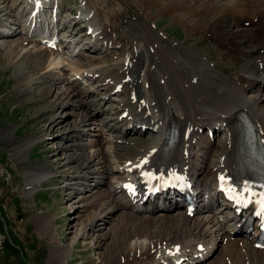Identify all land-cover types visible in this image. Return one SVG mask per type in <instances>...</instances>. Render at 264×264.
<instances>
[{
	"label": "bare ground",
	"instance_id": "6f19581e",
	"mask_svg": "<svg viewBox=\"0 0 264 264\" xmlns=\"http://www.w3.org/2000/svg\"><path fill=\"white\" fill-rule=\"evenodd\" d=\"M5 1L0 0V4L3 5L0 11L12 16L11 11H13L14 2L11 1L12 5L8 4L7 11ZM91 1L93 0H84L82 10L88 16L92 13L89 18L93 24L94 19L99 16L98 22L101 27L95 39L87 42L86 48L98 51L104 43H110L111 39H115L114 42L112 41L113 44L119 42L117 41L118 37L113 35H115L114 32L119 26V20H116L117 15L119 13L121 15L122 11L109 14V20L113 18L115 20H107V22L104 21V14L102 13H105V10L100 7H93L92 4L94 3H91ZM149 1L142 0L141 6L144 9L152 6L158 7L157 11L153 12L154 16L151 17L153 21L160 17L158 15L162 12L173 13L174 21L181 24L185 21L189 22L194 15V23L185 24L188 32L187 36L199 34L201 37H205L209 35L210 40L220 42L218 44L219 49L216 51L217 54L223 57L228 56L227 58H230L228 64L235 66V69L230 74H219L215 68L210 67L209 63L211 61L207 62L208 59L206 60V57H203L204 54L198 53L191 46L186 48L183 45L182 47L177 44L174 45L172 40L164 39L161 35L163 33L155 30L153 24L147 20L128 19L122 23L123 38L127 44L123 48L125 56L120 59L121 61L115 58L116 62L111 63L109 66H99L101 67L100 72L105 76L101 80L108 79L101 84L107 86L111 82L112 90L116 85H119L114 93L123 95L124 98V100L117 102L118 106L113 107V109H117L115 113L118 114L114 118L115 124L107 126L110 127V130L117 131L119 122H123L125 125L131 124V128L128 127V130H126V135L147 134V138L136 141L133 139L132 145H125L123 144V134L121 136L116 135L117 140H120L121 143H117L116 148L113 147L114 149L111 151L109 149L106 151L104 147H101L100 141L102 140H91L93 142L90 144L92 148L96 147L92 155L87 156L81 152L66 156L69 158L66 165L70 164V160L76 163L79 161L75 166L80 169L83 168L85 163V167L100 163L104 164L103 159H107L108 152L115 153L113 159L114 163L116 161L115 166L110 167L105 164L101 170L95 168L89 173L82 170L84 174L75 175L76 171L73 170L72 172L74 178L81 179L84 184L91 185V188H86L84 192L69 195V200L72 203H81L73 212V219L77 221V226L80 225V228H78L79 237L83 239L89 237L93 241L95 249H101L97 253L98 256L91 259L92 264H154L159 257L164 256L168 249H182L181 255H184L190 250H197L196 246L199 242L203 243L205 249H211L210 254L212 255L204 264H264V249H256L251 243L240 239H228L230 235L228 226L222 225L214 217L213 210L207 213L201 212L191 217L186 215L184 210L173 209L170 206L172 199H165L155 204L158 212L140 213L128 209L130 206L121 204L120 199L117 198L115 191L117 178L121 177V166H125L128 160L149 158L151 163L156 161L159 154L155 153L150 157L151 150L153 147L159 149L163 146L161 142L164 139V132L170 124L178 129V141L174 148L168 147L167 150H164L160 163L179 164L182 169H188L195 180L210 174L213 169H220L222 156H224L223 161L225 164L230 165L234 149L238 146V129L242 126L240 118L242 114L250 117L258 125L264 138V1L151 0V3ZM256 5L260 6L255 8L257 11L254 12ZM246 11L248 12L246 13ZM59 13L64 17L62 12ZM229 13H231V17L227 20L230 16ZM235 14L239 17L232 19ZM249 15L252 19L253 16H258V22H252L249 25L250 28H246L244 23L248 20ZM14 16L16 22L13 24H17L18 31L17 28L13 32L4 30L0 32V35L4 37L16 36L17 34L24 35L23 38L15 40L12 45H6L9 46V49L6 50L9 55V65L16 64V68H21L24 72L22 74H25L24 77H26L18 76L17 88L25 85L21 88L26 89L30 84L43 82L48 85L45 89V97H48L52 94V88L55 86L54 82L51 83L50 81L52 73L47 71L43 74L42 72L40 77L33 78L32 75L30 79L27 76L33 73L31 72L32 69L37 70L48 51L55 56V61L52 64L51 61L49 64L50 66L56 65L55 68H62L60 65L65 62L66 58L37 45L39 46L35 53L37 58L35 61L33 60L34 63L28 61L29 54L33 56L34 53L31 52L33 49L27 47V44L31 42L27 39L31 36L28 34V27L24 24V13L22 10H17ZM68 19L73 20V25L67 21ZM66 22L69 24L67 25ZM78 22L74 17H67L60 21L59 25H61L63 31H66L67 27L70 30V32L68 31L70 34L66 35L67 39L69 37L74 38L79 33L83 36L81 28H78V25L75 26ZM258 31L261 32L256 34ZM248 32L254 34L244 38ZM220 34H223L225 38L221 39ZM25 40H27L26 44L23 43ZM52 54L51 58H53ZM106 57L108 58V56ZM22 59L23 61L27 60L26 63L29 62V65L24 66ZM91 59V65L101 62L98 57L93 56ZM126 61L127 63H125ZM72 68L76 73L80 70V66H73ZM115 69L116 72L112 73ZM68 90V92L62 93L64 99L60 104H57V107L66 109L67 106L76 101H74L76 96L82 94L81 96L85 100L82 99L80 100L81 103L77 104L81 107L87 105L89 108L84 110L79 122H72L74 126L71 127L72 130L68 133V139L80 138L82 134L83 136L86 134L84 126L87 122L94 120V117L101 112L96 115L91 113L90 106H102L103 100L88 99V97L94 95V92L81 87L79 90L75 82L73 87ZM250 91H254V95L251 97L246 95ZM29 93L31 92L29 91ZM28 94L24 92L23 96ZM58 95H60L58 96L59 99L61 94ZM132 95H134V99H132ZM108 98L111 99L110 95ZM98 109V107H95V112ZM123 113H126L125 117H122ZM66 115L76 116L77 113H66ZM66 119L64 116L57 120L55 124L50 125L49 132L61 131L63 128L61 123ZM224 124L226 129L215 143L202 136L199 131L206 125L218 127ZM142 127L145 129L142 130ZM229 130L231 131L230 141ZM12 133L13 129H8L1 133L0 138L11 137ZM100 135L102 136L103 133ZM27 139L28 141H26ZM32 142L33 139L29 140L26 137L21 141L20 146L17 145V141L11 144L14 148L13 152L20 157V160H25ZM86 145L80 141L69 146H63L61 151L76 146L83 149ZM124 150L128 153H124ZM81 160H84V162ZM30 166L32 169H26L23 174L26 177V185L29 186L24 192L31 195L36 191L35 186L46 180L49 173L45 172L42 167L37 169V165L34 163H31ZM75 166H70L68 169L72 170ZM99 178H102V180L99 181ZM92 180H95L93 185ZM64 189H75V186L68 184ZM87 192L90 193L87 194ZM96 207L97 210L89 213L88 210ZM177 207L179 208L178 205ZM87 211L89 214L87 213L88 215L85 218L83 214ZM102 212L104 213L102 214ZM223 212L226 216L229 215L227 206L223 207ZM109 225L110 227H108ZM46 226H50L49 219L43 227L46 228ZM46 233H48L47 230ZM135 235L143 237L145 240L141 239L134 242L131 238ZM59 242L54 243L50 251L49 262L51 264L66 263L77 240L72 244L63 243L62 239Z\"/></svg>",
	"mask_w": 264,
	"mask_h": 264
},
{
	"label": "rangeland",
	"instance_id": "374dc122",
	"mask_svg": "<svg viewBox=\"0 0 264 264\" xmlns=\"http://www.w3.org/2000/svg\"><path fill=\"white\" fill-rule=\"evenodd\" d=\"M11 1L14 0L5 1L7 5L6 6L7 11L9 6L8 4L12 3ZM63 1L65 5L68 7L70 6L73 7L75 6V4L77 7V0H63ZM110 1L111 4L108 3ZM117 1L118 0H104V1L93 0L91 1V3H94L93 5L95 6V8L99 7L98 6L99 4L100 6L106 5L105 7L106 9L101 7L100 8L104 9L107 15L115 14L117 12H121L120 10H122L123 14L120 18L121 21H124L125 19L138 20L139 18H135L136 16L141 17L143 19L146 18V20H148L149 19L148 16H150V18L153 17L154 16L153 12H156L158 9V7L152 6L148 9H145L146 11L143 9L145 12H142V7L140 6L142 5L141 3L142 0H122L123 5L118 3ZM149 2L151 3V0ZM17 3L18 0L16 4ZM16 4L14 6H16ZM2 6L3 5L0 4V10L3 8ZM127 8L129 9L130 17L126 16L125 14ZM16 9H18V7ZM11 12L13 14V11ZM102 13L104 14V12ZM212 14H210V16H212ZM229 15L230 16H228L227 20H229V18L231 17V13H229ZM8 16L9 14L6 15L4 14V11H0V29L3 28L7 29L4 24L5 23L9 24L10 20H14L13 15H12L13 17L12 16L8 17ZM119 16L120 13L117 15L118 18L116 20H119ZM158 16L160 17H157L156 19L157 22L156 30L157 29L163 30L167 34V37L171 40L174 39L173 41H176V43H178V41L180 40H183V45H184L186 43L185 39L189 38L188 36L186 38V35L188 33L185 27L187 25L186 23L188 24L194 23L195 16L193 15L190 18L189 22L185 21L182 24L173 21L174 20L173 13L162 12ZM70 17L75 18V16H70ZM70 20L68 19L67 21L71 23V25H73L72 22L73 20L71 21ZM107 20L110 21L115 19L113 18L109 20L108 17ZM120 20H119V26L122 28L121 25L123 22L121 23ZM69 23H67V25ZM79 25L80 24L78 22L75 26L79 28ZM68 31L70 32V30H68L67 27L66 32L70 34ZM260 32L258 31V33L256 34H259ZM122 33H123L122 35H124L123 28H122ZM251 34L254 33L252 32L246 33L244 38H247ZM19 35H21V37L22 36L24 37V35L22 34ZM77 35L78 34H76L75 37H77ZM84 35H85L84 33L83 36L79 33L78 37L84 38ZM16 36L15 37L10 36L11 38H9L8 40H3L2 38L0 39V48H3L0 49V135L2 132L8 129H13V133L11 137L8 136L7 138H3V139L0 138V208L2 209V212H0V264H51L49 262L50 251L54 243L57 244V242H59L60 239H62V242L66 244H72L75 240H77L73 252L69 257V260L64 264H92L91 259L97 257L98 256L97 253L100 252L101 249L96 250L93 241L89 237H88L89 239L88 238L83 239L79 237L78 228H80V225L77 226L76 224L77 221L73 219L74 216L73 212L76 210L77 206H79L81 203L74 204L69 200L70 194L72 193L79 194L81 192H84L86 188H91V185L84 184L83 181H81V179L78 180L74 178L73 177L74 173L72 172L73 170H75L76 171L75 175L80 173L84 174V172L89 173L92 170H95V168L101 170L103 168L102 166L105 164H107L110 167L115 166L113 160L115 158V153L112 152L113 155L112 159L111 156H109L111 153L110 146L112 142L109 140L110 137L107 134L111 133V135L115 138V140H117L118 138L116 137V135L118 136H121L122 134L126 135L125 134L126 132H120L119 134H115L116 131L110 130V127H108L107 125L113 126V124H115L114 118L118 114L116 113V115L115 114L113 115L115 117H111V113H109L108 116V113L106 112L105 114L97 115L96 117H94V120L87 122V124L85 125L86 127L84 126L85 130H87V128L91 126H95L93 128V131L88 130V136H87L88 140L86 138H83L84 136L82 134L80 138H70L72 139L71 142L68 139V133L72 130L71 127L74 126L72 125V122L73 121L79 122L81 119V115L84 113V110L89 109L87 105L81 107L80 105L77 104V103H81L80 100L82 99L85 100V98H83L81 94L77 96L79 97L78 99L74 98V101L76 100L75 101L76 103L73 102V104L67 106L66 109L57 107L58 106L57 104H60V102L64 99L62 98L64 96V95L62 96V93L69 91L68 89L72 81L70 74H66L62 70L60 71V68L57 67L52 68L55 67L56 65L54 66L49 65L51 61H52L51 64L55 61V56L50 51H48L45 57L43 58V62L40 64L41 66L39 65V67L37 68L36 71L38 73L34 71V69H32L31 72L33 73L30 72L31 73L29 74L30 76L28 75L27 77H29V79L32 78V75L33 78L40 77L42 72L44 74V72L47 73V71L49 72L51 70L52 75H54V77H59L63 79V82L58 83L57 81L58 78L55 79L54 77H50L51 83L54 82L55 86L52 88V92H51L52 94H50L48 97H45L46 95L45 89L48 87V85L43 82H35L32 85L30 84L29 86H27L26 89L21 88V87H25V85L17 88L18 76H22L23 78L26 77H24L25 74H22L23 70L21 68L19 69L16 68V64L9 65L8 63L9 55L8 52L6 51L7 48L9 49V46L15 42V40H19L18 38L20 36H18L17 38ZM191 37H192L191 42H188L186 45H188V47L191 46L199 53L205 55L211 54L210 55L211 57L209 56V61H211L210 62L211 64H216L214 65V67L219 74L222 75L223 72L230 74V72L233 69H235V66H230L228 64L229 60H225V58L227 59L228 56H225L224 60L220 63L215 59L217 57L214 54L216 46L215 45L209 46L210 44L207 41L209 35L205 37H201L198 34V35H192ZM220 37L221 39L225 38L223 34H220ZM3 38L5 39L8 37H3ZM71 39L73 38L69 37L68 40ZM81 39L82 38H78V41ZM1 41L4 42V44H1ZM25 42L26 41H24L23 43L26 44ZM219 43L220 42H218L217 44ZM179 44H180L179 46L182 45L181 43ZM33 45L34 44L29 45V48L30 46H32L31 49H33V51L31 52H33L34 54L33 56L29 54V57L31 59L28 57L27 60L28 61L30 60V62L34 63L35 59L37 58V56H35L37 49L35 48H39V46L37 45L33 46ZM83 53H87V51ZM51 54L53 55V58L49 57ZM113 54L115 56L116 53H112L110 55L113 56ZM120 54H122L123 56H121ZM120 54L116 55L117 56L116 59H118V61L125 56V51L123 48L121 49ZM86 55L88 56V54ZM94 55L102 56L101 54H94ZM106 58L103 57L100 60L108 64L109 61ZM77 59L79 61H75V63L77 62L79 65H83V66H86L90 61V57L79 56ZM116 59H110L109 65L111 63L116 62L115 61ZM27 60L23 61L22 59V61L24 62V66L29 65V62L26 63ZM212 60L214 63L212 62ZM45 66L46 68H44ZM99 66H103V65H99ZM42 84H46V85L44 86ZM73 84L71 88L73 87ZM78 88L80 90L79 86ZM29 91L31 93H29ZM24 92H27V94L28 93L29 94L23 96ZM58 94H61V97L59 99L58 96L60 95ZM246 95L251 97L252 95H254V91H250ZM92 97H88V99H95ZM112 98H119V96H113ZM110 102H108L107 105L103 107H106V109H108L110 106L113 107L114 104L112 103V101ZM97 107L99 109L96 112L95 110H93L94 111L93 112L90 107L91 113H94L95 115L99 113L102 106L97 105ZM102 110H104V108ZM74 112L77 113L76 116L66 115V113L74 114ZM42 116H44V118H42ZM64 116L67 119L65 121H62L61 125H63V128L61 129V131H57V132L54 131L52 133L49 132L50 130L49 126L55 124L57 120H60ZM100 116L102 117L108 116V118L111 120L109 122L105 120H101L99 119ZM112 120L114 122L113 124H112ZM94 122L95 123L97 122L98 124H95ZM100 123L105 125L102 127L101 125H99ZM120 128H123V126H120ZM101 132L103 133L102 136L100 135L102 134ZM131 136L128 135V138L131 140L135 139V141L145 140L147 138V134L146 135L134 134ZM26 137H28L29 140L33 139V142L30 144L31 147L29 148V153L26 154L27 156L25 160L22 161L19 159L20 157L13 152L14 148L11 146V144L17 141L18 142L17 145L20 146L21 141ZM97 139L104 140L105 143L107 144L104 145L102 143L101 147L102 148L104 147L106 151L107 149L110 150L108 152L109 157L107 156L106 160L103 159L105 161V162L103 161L104 164L100 163L95 166L85 167L86 163L83 165V163L81 162L83 168L81 167L80 169H77L75 164H78L79 161H77L76 163L73 162V160H70V164L66 165L67 160H69V158L66 156H70L74 153L78 154L81 152L85 153V155L87 156L92 155L96 147L92 148L90 144L93 143L92 141H95ZM26 141H28V139ZM80 141L84 142L87 145L89 143L91 150L87 149L84 152L83 149L87 148L86 145V147L83 149H81V147L79 146H76L73 147L72 149H68V150L63 149V151H61L63 146H69L70 144H75ZM216 141H212V142L215 143ZM115 146H117V144L113 145L112 147L116 148ZM98 148H100V146H98ZM73 149H75L76 151ZM123 152L128 153L126 150H124ZM108 158L111 159V161ZM81 161L84 162V160ZM31 163L36 164L37 169L39 167L44 168L45 172L49 173V176L46 178V180L42 181V183H38L35 186L36 191L30 195L24 192L26 191L27 188H29V186L26 185V177L23 173L26 169L27 170L32 169V167L30 166ZM70 166H75V167L72 170H70L68 169V167L70 168ZM98 180L101 181L102 178L101 179L99 178ZM94 182L95 180H92L91 182L92 185L94 184ZM68 184L75 186V189L65 190L64 187ZM88 193L90 192H87V194ZM95 210H97V207L90 209L88 211L89 213H91V211L93 212ZM88 211L83 214V217L89 214ZM103 213L104 212H102V214ZM48 219L50 220V226H46L45 228L43 226ZM4 227L6 228V230H4ZM108 227H110V225ZM46 230L48 231V233H46ZM141 239L145 240L143 237L141 238L138 235H135L133 238H131V240L134 242L139 241ZM18 241L22 244V247L18 249V247L16 246L17 248H15V251H13L12 248L15 246L14 244H16ZM6 247L10 248L11 251L10 249L6 250ZM18 251L24 253L26 259H24Z\"/></svg>",
	"mask_w": 264,
	"mask_h": 264
}]
</instances>
